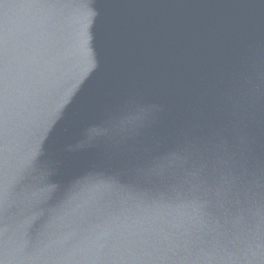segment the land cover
<instances>
[{"label": "water", "instance_id": "obj_1", "mask_svg": "<svg viewBox=\"0 0 264 264\" xmlns=\"http://www.w3.org/2000/svg\"><path fill=\"white\" fill-rule=\"evenodd\" d=\"M0 264H264V0H0Z\"/></svg>", "mask_w": 264, "mask_h": 264}]
</instances>
